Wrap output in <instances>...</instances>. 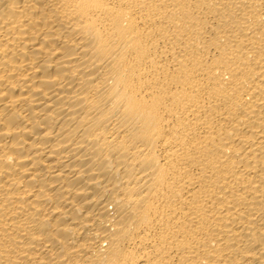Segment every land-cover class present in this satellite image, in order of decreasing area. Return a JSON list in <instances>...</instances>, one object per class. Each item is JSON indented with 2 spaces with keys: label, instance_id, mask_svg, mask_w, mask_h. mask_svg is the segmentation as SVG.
<instances>
[{
  "label": "bare ground",
  "instance_id": "bare-ground-1",
  "mask_svg": "<svg viewBox=\"0 0 264 264\" xmlns=\"http://www.w3.org/2000/svg\"><path fill=\"white\" fill-rule=\"evenodd\" d=\"M0 264H264V0H0Z\"/></svg>",
  "mask_w": 264,
  "mask_h": 264
}]
</instances>
